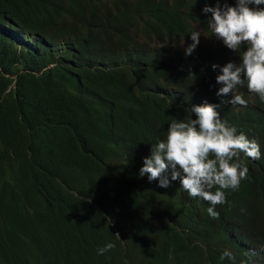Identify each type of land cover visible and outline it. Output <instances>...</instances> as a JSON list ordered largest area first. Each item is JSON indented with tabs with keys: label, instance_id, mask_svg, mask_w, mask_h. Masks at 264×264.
<instances>
[{
	"label": "trees",
	"instance_id": "obj_1",
	"mask_svg": "<svg viewBox=\"0 0 264 264\" xmlns=\"http://www.w3.org/2000/svg\"><path fill=\"white\" fill-rule=\"evenodd\" d=\"M216 3L0 0V264H264V101L245 80L247 106L229 103L212 68L246 47L181 48L193 31L214 38L203 9ZM205 102L261 150L240 153L247 178L218 219L179 180L139 175Z\"/></svg>",
	"mask_w": 264,
	"mask_h": 264
},
{
	"label": "clouds",
	"instance_id": "obj_2",
	"mask_svg": "<svg viewBox=\"0 0 264 264\" xmlns=\"http://www.w3.org/2000/svg\"><path fill=\"white\" fill-rule=\"evenodd\" d=\"M261 5L264 0H237L235 6H230L226 0L221 6L217 0L215 7L203 9L204 13H211L207 26L218 43L223 41L227 48L238 53L242 46L246 47L239 54V63L212 65L222 73L216 77V83L222 85L217 95L231 94L228 102L233 105L247 106L243 95L234 91L245 80L249 92L258 94L264 101V8L259 7ZM201 35L198 30L190 34L193 43L187 46V55L199 45ZM217 107L205 102L189 108L190 118L173 119L166 139L151 144V155L145 158L139 172L140 177L147 175L149 181L159 179L160 187L166 188L172 181L179 180L189 197L210 202L207 212L216 219L219 213L215 207L227 202L224 190H237L241 180L247 178L249 169L240 160V153L254 160L261 158L259 144L249 140L243 132L237 134V128L221 118ZM214 187H217L215 192ZM114 247L113 243H108L98 249V254L103 255ZM225 258L235 261L233 253L227 250L220 257Z\"/></svg>",
	"mask_w": 264,
	"mask_h": 264
},
{
	"label": "rangeland",
	"instance_id": "obj_3",
	"mask_svg": "<svg viewBox=\"0 0 264 264\" xmlns=\"http://www.w3.org/2000/svg\"><path fill=\"white\" fill-rule=\"evenodd\" d=\"M232 2L235 0H231ZM237 1V0H236ZM230 5V4H229ZM251 7H256L255 5H251ZM259 7H263L264 5H261ZM201 45L205 48H214L216 47L219 43L211 36L210 32L206 33V32H201ZM217 39V38H216ZM220 40V39H217ZM156 43L162 44L160 40L156 39L155 40ZM191 43L188 41H184L183 44H181V48L186 49L188 45H190ZM255 94V93H254Z\"/></svg>",
	"mask_w": 264,
	"mask_h": 264
}]
</instances>
